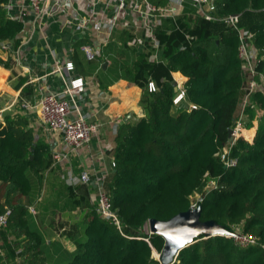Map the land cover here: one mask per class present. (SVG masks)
I'll use <instances>...</instances> for the list:
<instances>
[{
	"label": "trees",
	"instance_id": "1",
	"mask_svg": "<svg viewBox=\"0 0 264 264\" xmlns=\"http://www.w3.org/2000/svg\"><path fill=\"white\" fill-rule=\"evenodd\" d=\"M8 1L0 0V42L12 49L24 24L8 15ZM148 2L164 6L169 0ZM212 2L213 14L219 17L264 10V0ZM193 9L189 5L179 15L162 16L151 34L145 27L117 26L90 60L79 50L90 39L74 45L73 65L82 74L96 69L100 88L121 78L141 89L143 114L117 126L114 172L105 187L120 227L102 218L96 202H87L85 192L66 182L61 165L53 163L50 146L26 115H3L0 212L7 207L10 213L6 226L0 228V264H160L152 252L159 253L164 240L144 231L147 221L166 220L187 210L194 193L201 197L200 219L214 220L228 233L195 238L172 264H264V93L255 91L240 113L244 127L248 120H257L252 140L241 136L228 140L227 131L240 115L244 82L239 36L230 25L216 20L204 21V26L210 24L208 30L194 34L185 24ZM240 27L262 50L263 13ZM0 64L6 65L1 57ZM255 69L264 75V58L256 59ZM171 71L186 78L184 96L177 103ZM149 81L155 85L153 91L148 90ZM209 180L214 183L206 188ZM62 211H83L81 226L72 236L75 249L70 257L49 263L38 225L47 222L52 212ZM236 232L253 233L256 242L239 245L231 236Z\"/></svg>",
	"mask_w": 264,
	"mask_h": 264
},
{
	"label": "crops",
	"instance_id": "2",
	"mask_svg": "<svg viewBox=\"0 0 264 264\" xmlns=\"http://www.w3.org/2000/svg\"><path fill=\"white\" fill-rule=\"evenodd\" d=\"M51 1L50 12L41 25L43 32H33L27 41L23 39L30 34L33 24L27 0H9L5 5L8 15L21 20L24 27L19 35V43L14 48L0 49V57L6 64H0V110L26 115L30 125L51 148L58 143L59 135L44 131L37 114L21 109L19 99L36 101L46 92L60 93L69 78L81 77L84 90L78 94H67L66 97L75 107L73 116H84L99 126L90 141L71 155L70 165L75 173L86 170L94 179L91 184L77 183L75 186L80 193H88H83L87 202L95 203L97 187L101 185L105 188L114 172L112 151L117 126L124 118L127 121L143 114L139 106L141 89L121 78L102 89L96 78V69L92 73L82 74L76 66L68 72L56 70V66L61 67L65 61L72 59L74 45L83 38L90 39L91 43L84 44L92 45L97 52L99 43H105L117 26L128 29L145 27L150 34L147 21L150 23L151 17L155 16L148 15L151 18L149 20L147 15L140 19L139 13L131 10L128 3L119 9L115 0ZM174 1L169 0V4ZM189 5L196 12L189 0H181L177 14L184 12ZM94 21L100 22V29H96ZM110 22H115L114 27H109ZM79 54L83 57V53ZM158 54L156 52L154 56L156 60ZM107 63L108 60L102 64V68H106ZM169 75L176 81L177 88L183 87L186 78L181 73L171 71ZM256 127L255 118L248 120L240 136L251 141ZM29 212L34 214L35 211ZM82 214L83 211L52 212L47 222L38 225L44 235V252L49 263L52 260L62 262L70 257L75 249L72 236H75L77 229L80 230Z\"/></svg>",
	"mask_w": 264,
	"mask_h": 264
},
{
	"label": "built area",
	"instance_id": "3",
	"mask_svg": "<svg viewBox=\"0 0 264 264\" xmlns=\"http://www.w3.org/2000/svg\"><path fill=\"white\" fill-rule=\"evenodd\" d=\"M117 7L121 9L128 6L131 10L139 13L143 19L146 15H153L160 21L163 17H174L177 14L181 0H175L172 4L164 6H156L150 4L148 0H115ZM192 5L195 6L198 15L205 20H216L227 25H230L239 36L238 56L242 61V67L244 70V82L242 88L245 96L243 100L242 112L249 105L252 98V94L259 90L264 93V75L263 73L255 69V61L259 58H264V47L262 50L253 46L251 38L252 35L247 29L240 28L238 26L239 15H227L219 17L213 14L215 7L212 0H189ZM51 0H27V7L33 17V24L31 26V32L23 40H29L31 34L35 31L42 33L41 25L43 24L46 15L50 12ZM96 29H100V22L94 21ZM109 27L112 28L115 22H110ZM157 45V41H154ZM10 48V44L6 42H0V49L6 50ZM79 50L83 53L87 60L92 59L95 56V49L90 44H82L79 46ZM74 65L71 60L65 61L61 67L56 66V70H64L66 72L72 71ZM155 85L152 81L148 82V90L153 91ZM84 90V82L81 77H72L67 81L66 86L60 93L46 92L36 101H28L26 99H19L20 107L23 110L34 111L37 114L38 121L44 131L51 133H57L59 135V141L53 147L50 148L53 163L60 164L63 169L62 174L65 175L66 182L70 184H91L94 179L90 173L86 170H81L75 173L70 165V157L75 153L77 148L87 144L92 134L98 129L99 124L96 122L88 121L84 116H73L75 107L71 104L70 99L66 97L67 94H78ZM176 96L173 99L174 103L179 102L184 96L183 87L177 88ZM250 107L255 108L252 103ZM7 110V109H5ZM4 109L0 110V121L3 120L5 114ZM242 114H240L232 124L231 138L234 140L242 131L243 125L241 123ZM222 159H225L224 153L221 155ZM226 163H233V160H226ZM114 165L112 159V166ZM210 181L209 188L213 185V181ZM208 181V182H209ZM207 182V184H208ZM96 184V183H95ZM206 184V185H207ZM199 196L195 200L191 199L190 207L194 208L200 201ZM97 209L100 216L112 224L120 227V220L118 219L115 210L111 206V200L107 194L106 188L101 185L96 189ZM31 212H34L31 206L28 207ZM10 213L9 208H4L0 212V228L6 226V219ZM145 232L150 233L148 229ZM232 239L239 245H249L256 242V236L253 233H241L236 232L231 234Z\"/></svg>",
	"mask_w": 264,
	"mask_h": 264
},
{
	"label": "water",
	"instance_id": "4",
	"mask_svg": "<svg viewBox=\"0 0 264 264\" xmlns=\"http://www.w3.org/2000/svg\"><path fill=\"white\" fill-rule=\"evenodd\" d=\"M172 83L176 91V81L172 80ZM124 121L126 118L123 119ZM227 133L230 140L232 129L229 128ZM200 211L201 206L197 204L194 208L180 211L166 220L148 219L146 226L149 232L159 234L164 240L158 254L160 264H172L178 252L199 236L208 238L228 233L214 220H201Z\"/></svg>",
	"mask_w": 264,
	"mask_h": 264
},
{
	"label": "rangeland",
	"instance_id": "5",
	"mask_svg": "<svg viewBox=\"0 0 264 264\" xmlns=\"http://www.w3.org/2000/svg\"><path fill=\"white\" fill-rule=\"evenodd\" d=\"M195 11V10H194ZM194 11H190L188 14H186L187 18H185V24L192 28V32L194 34H198L200 29H202L203 31H207L208 30V26L210 24H208V26H204L205 25V22L204 21H208V20H205L203 17H201L200 15H198L196 12ZM259 13H263V16H264V10H262V12H259ZM259 13L258 12H253L251 10H248V12L244 13V15L240 16L238 18V25L240 27V25L242 24H245L246 26L251 22L253 21L255 18L259 17ZM178 15V14H176ZM150 16H153V15H150ZM148 17V20L152 18V20L150 21V23L147 21V24L150 25L149 27V31H150V34H151V29L154 25L158 24V21L156 20L155 17ZM137 18H140V17H137ZM87 19V18H86ZM142 19V18H140ZM87 22H88V19H87ZM141 23H142V20H141ZM242 28V27H240ZM180 40L182 41V39L180 38ZM179 40V41H180ZM244 96H245V93H244V90L242 88V97H241V103H240V108H239V114L241 113V109L243 107V100H244ZM207 184V183H206ZM210 185V181L208 182V184L205 186V187H208ZM199 197V193H194L192 195V199L195 200L196 198ZM148 229L147 226L144 228V231ZM158 252L156 250H153L152 252V255L154 258H158Z\"/></svg>",
	"mask_w": 264,
	"mask_h": 264
}]
</instances>
